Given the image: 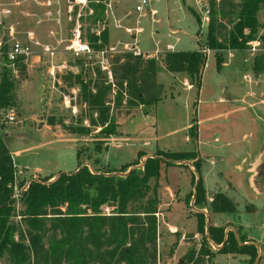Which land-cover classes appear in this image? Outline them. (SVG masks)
Returning <instances> with one entry per match:
<instances>
[{
	"label": "rangeland",
	"instance_id": "1",
	"mask_svg": "<svg viewBox=\"0 0 264 264\" xmlns=\"http://www.w3.org/2000/svg\"><path fill=\"white\" fill-rule=\"evenodd\" d=\"M98 1L88 0L87 5L82 6L67 0H0V48L9 46L13 41L27 42L29 37L40 43L55 44L60 38L70 37L76 24L80 25L83 40L92 34L99 37L101 32L107 30L108 41L102 49L115 46L114 51L105 53L106 70L101 69L96 60L88 62L62 52L54 62H65L67 67L53 78L47 70L49 60L39 56V48L35 47L34 52L22 60L25 65L23 73L11 71L16 82L17 103L12 109H0L1 114L12 111L14 117L11 122L0 123V135L16 165L15 192L26 190L33 178L52 181L61 173H73L82 162L91 170H111L99 164L98 155L107 148L106 143L113 142L108 139L118 135L117 119L139 110L152 113L159 101H167L170 107L171 120L163 116V130L178 128L182 119L180 111H175V103L178 102L179 107H183L184 103L183 100L175 102V98L188 87L181 84L182 78L180 81L162 80L159 100L152 108L136 106L128 109L124 104L125 95L123 103L116 107L118 88L112 75V59L125 53L134 55V49L141 51L139 56L142 59H149L172 51V48L196 50L201 46L206 62L200 90L189 87L191 102L188 113L192 126L184 134L194 141V107L197 99L198 118L207 120L213 117L212 121L202 123L199 151L182 137V133L158 143L160 148L170 143L172 150L179 151L154 149L151 146L154 147L155 142H151L147 147L151 150H147L153 153L150 157H158L168 165H182L195 170V164L200 163L199 175L207 202L200 208L193 205L194 198L189 195L192 173L185 168L165 169L162 166L159 179L150 180L149 184L152 189L155 188L158 199L155 213L156 264H178L184 261V264H188V253H194L193 257L196 258L202 247L208 251L204 260L209 264H245L250 260L246 254L221 253L224 242L203 244L201 234L195 231V215L199 212L204 215L206 225L222 227L225 234L232 232L241 247L254 246L256 255L251 264H264V72L256 75L252 70L253 58L264 57L261 41L264 35V5L257 13L259 26L253 39L247 43V48L239 52H222L224 62L217 70L213 52L204 45L209 21V14L206 21L204 8L208 6L209 0H151L150 9L156 13L153 16L147 12L136 13L134 6L137 0H101L103 19L94 22V14H90L89 9ZM3 10L8 12L3 13ZM119 15L126 18L121 19L117 17ZM137 27L142 28L140 33L135 32L134 28ZM125 28L132 31L126 32ZM174 29L187 34L174 33ZM79 82L92 92L95 82L110 87L106 105L109 108L108 117L116 124V134H103V127L108 124V120L103 123L96 111L82 101ZM170 85L175 86L174 91H169ZM50 122L53 124L50 125ZM208 125L211 127L205 128ZM75 127H85L87 134L70 132ZM135 144L130 142L123 155L110 154L107 157L110 166L129 161L132 154L129 153L130 147ZM77 152L80 153L79 158L76 157ZM174 154L182 157L172 159ZM144 155L142 153L125 164L134 162L140 167L147 158ZM21 183L24 184L20 186ZM216 193L224 194L235 204L234 215L213 213L207 208ZM168 202L171 206L165 205ZM111 211L110 207L102 209L106 215ZM163 211L167 222L179 230H168L161 222L160 213ZM178 244L182 247H178ZM0 264L5 263L0 261Z\"/></svg>",
	"mask_w": 264,
	"mask_h": 264
},
{
	"label": "trees",
	"instance_id": "2",
	"mask_svg": "<svg viewBox=\"0 0 264 264\" xmlns=\"http://www.w3.org/2000/svg\"><path fill=\"white\" fill-rule=\"evenodd\" d=\"M262 5L264 0H209L204 45L213 52L217 70L223 63L222 52L247 48L257 32V13ZM103 10L101 0L93 5L94 22L102 21ZM86 41L94 49H102L108 41L107 30L99 37L88 35ZM261 41L264 46V35ZM7 48V45L1 47L0 109H12L17 103L12 69L5 65ZM205 62L201 46L196 50L166 51L149 59L131 53L115 57L111 66L118 88L115 105L119 107L125 95L128 109L153 106L161 94L162 85L155 78L160 71L184 78L198 91ZM24 70L22 60H17L15 71ZM252 70L256 75L264 72L263 56L253 58ZM81 84L82 101L96 111L103 123L108 120L103 134H116V124L108 117L106 105L110 87L95 82L92 92ZM70 132L87 134L85 127L71 128ZM141 155L138 152L136 158ZM79 156L77 152L76 157ZM181 157L172 155V159ZM83 163L73 173H61L52 181H29L25 193L15 198L16 166L0 135V261L5 264L31 261L33 264H156L158 199L149 182L157 181L161 164L168 163L158 157H147L140 167L133 162L105 171L91 170ZM199 169L200 163H196L192 173L193 191L189 194L198 208L207 202ZM108 207L112 211L106 215L102 209ZM207 208L213 213L234 215L236 212L235 204L222 193H216ZM195 216L203 244L224 242L221 253L246 254L250 260L245 264H251L256 255L254 246L241 247L232 232L225 234L222 227L206 225L201 212ZM188 254V264H209L204 260L208 255L204 247L196 258L194 253Z\"/></svg>",
	"mask_w": 264,
	"mask_h": 264
},
{
	"label": "crops",
	"instance_id": "3",
	"mask_svg": "<svg viewBox=\"0 0 264 264\" xmlns=\"http://www.w3.org/2000/svg\"><path fill=\"white\" fill-rule=\"evenodd\" d=\"M117 17H119L121 19L126 18L122 15H119ZM127 17H129V16H127ZM155 31L157 32V30H155ZM173 32L179 33V34H184V35L187 34L186 32L181 31L179 29H174ZM172 51H179V50L172 48ZM181 51H183V50H181ZM222 65H223V63H222ZM156 79L160 80L158 82L162 85V82H161L162 80H165V79L176 80V79H178L180 81L181 78L177 77V76L176 77L172 76L171 74H169L165 71H160L156 74ZM181 84H183L184 86L187 85L188 87H185L178 95H176V98H175V102H176V100H183V103H184L182 105L183 107H179L178 102L175 103V111L177 109L180 111L181 119H182L178 128L177 127L172 128V129L171 128H166V129L164 128L165 130H163L162 125H164L165 119L171 120V118L169 116L170 107L168 105V102L165 100L159 101L158 103H156L154 105V107L152 106L153 107L152 113H150V112H147V113L143 112L142 113V111L139 110L138 112L131 113L127 117H120L116 121L117 122L118 135L113 136V137L108 139V140H111L113 142L106 143L107 148L103 151L102 154H100V156L98 155L99 164H103L105 166H108L109 168H119L121 165L132 161V159L134 160V158H136V155L138 152L145 153L146 155H144V157H150L153 155V153L148 152L151 149H149L147 147H149L151 145V142H155L154 147L151 146L154 149L172 150L170 143L164 144L165 146L161 145V148L158 147V143H160L162 140H165L168 138H173L174 136H176V133H182L183 134L182 137H184V139L186 141L191 142L193 147L197 148V150L199 151L198 140H199L200 133L202 132V123H204L206 121H212L213 117L210 116L207 118V120L198 118V114H197L198 113V106H197L198 100L196 99V101H195L196 104L194 107V114H195L194 141L190 140V138L188 136L184 135V134H187L188 130H190V128L192 126L190 112L188 113V110L190 108V102H191V97H190L191 91L189 88L190 85H188L187 81L184 78H182ZM200 86H201V83H200ZM169 88H170V90H169L170 92L175 90L174 85H170ZM163 116L165 118L164 121L162 120ZM210 127L211 126L208 125V127H205V128L208 129ZM204 132H205V129H204ZM130 142L136 143L135 145L130 147V148H132V149H130V152H129V153H132L130 156L131 157L130 160L127 162L121 163L120 165H117V166H110L109 161H107V157L109 158L110 154H115V155L125 154L126 150L130 146ZM162 144H163V142H162ZM147 149H149V150H147ZM186 150H191V149H186ZM172 151H179V150L173 149ZM162 166L163 167L165 166L166 167L165 169H167L168 167H182V168H185L186 170H188L190 173H195V170H192L191 168H188L186 166L184 167L182 165H166L165 163H162L160 168ZM191 178H192V176H191ZM32 180H35V179L33 178ZM192 191H193V185H192V189L190 192H192ZM187 195L185 196V198L187 197ZM174 196H176V195L174 194ZM174 196L172 195V197H174ZM210 199H211V197H210ZM169 204L170 203L168 202L165 205L168 206ZM162 205H164V204H162ZM169 206H171V205H169ZM160 214H161V222H163L166 225L168 230L169 229L171 231L179 230L176 226L171 225L167 222V216H166L164 211ZM158 221H160L159 218H158ZM195 231H196V233H198L197 230H195ZM179 246H181V244H178V247Z\"/></svg>",
	"mask_w": 264,
	"mask_h": 264
},
{
	"label": "built area",
	"instance_id": "4",
	"mask_svg": "<svg viewBox=\"0 0 264 264\" xmlns=\"http://www.w3.org/2000/svg\"><path fill=\"white\" fill-rule=\"evenodd\" d=\"M68 2H75L79 5L86 6L88 0H67ZM99 2V1H98ZM97 2V3H98ZM151 0H137L134 11L138 14H141L143 12H147L148 15L153 16L155 11L150 9ZM3 13H7L8 10H3ZM204 12L206 13L205 18L206 21H208V9L207 7L204 8ZM89 13H94L93 8L89 9ZM136 33H140L142 31V28H134ZM126 32H131L132 30L130 28H125ZM1 44V43H0ZM38 47L37 53L41 57H45L49 60L48 65V73L51 77H55L56 74L59 72H62L63 69L67 67V64L65 62L63 63H56L54 62V59L57 58V56L60 53L67 52L68 54H71V56L75 58H84L85 61H94L99 63V66L101 69L106 70L107 67V59L105 58V53L108 51H114L115 46H111L108 49H94L92 46L89 45V43L86 40H83L81 38L80 34V25L76 24L71 32L70 37H65L64 39L60 38L56 41L55 44H49V43H40L38 41H34L32 37H29L28 41L26 42H20V41H13L10 43V45L7 48V51L5 52L6 55V66L12 71H15V63L17 60H23L24 58L30 56L34 52V48ZM62 49V50H61ZM1 48H0V57H1ZM134 55H140L141 51L139 49L133 50ZM143 55V54H142ZM149 56V55H148ZM11 112L6 113H0V123L2 122H11L13 121L14 117L11 114ZM16 176V175H15ZM19 192L14 193V197L16 198L18 196ZM107 210V208H106ZM19 219V216L16 218ZM157 264H159L157 262Z\"/></svg>",
	"mask_w": 264,
	"mask_h": 264
},
{
	"label": "water",
	"instance_id": "5",
	"mask_svg": "<svg viewBox=\"0 0 264 264\" xmlns=\"http://www.w3.org/2000/svg\"><path fill=\"white\" fill-rule=\"evenodd\" d=\"M131 169H132V168H130V170H131ZM130 170H129V171H130ZM129 171H128V172H129ZM128 172H127V173H128ZM116 174H119V175H125V174H120V173H116ZM24 193H25V189L22 190L21 192H19L18 196H20V195H22V194H24Z\"/></svg>",
	"mask_w": 264,
	"mask_h": 264
}]
</instances>
